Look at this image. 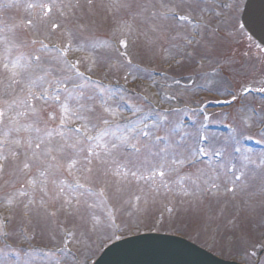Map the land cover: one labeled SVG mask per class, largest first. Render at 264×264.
I'll list each match as a JSON object with an SVG mask.
<instances>
[{
    "label": "rangeland",
    "instance_id": "374dc122",
    "mask_svg": "<svg viewBox=\"0 0 264 264\" xmlns=\"http://www.w3.org/2000/svg\"><path fill=\"white\" fill-rule=\"evenodd\" d=\"M138 2L144 3L145 0H138ZM223 2H226L225 6H222ZM242 2L243 0H207L206 3L195 7V12L190 20L176 22L177 20L173 18L167 21L169 28L167 35L149 45L147 37L139 34L142 30H146L148 25L140 20L134 22L136 32L120 31L121 22L127 21L129 16L123 8H117L113 4V0H93L91 6L87 4V0H24L23 2L21 0H0V28L4 30L0 32V36L27 41L35 38L37 41L43 40L49 45L55 41H61L63 45L68 43L71 45L68 51L70 54L67 55L68 60L70 59L71 62L79 60L78 67L84 72L93 73L97 78L107 80L109 83H112V80H120L128 84H132L133 80L143 82L144 84L135 86L136 95L133 97L121 94L116 90L106 91L98 87L83 85L74 76H72V82L67 83L66 87L74 94L78 95L83 92L85 97H92L91 100L85 99L84 102L93 105L97 114L104 115L109 119V131L115 132L116 135H120L124 129L133 126L139 120L149 125L147 131L150 133L149 138H152L156 136L155 132L160 129L153 126L154 122H160L159 118L166 117L167 124L165 121L161 123L164 129L158 131L161 136L166 134L169 127H172L177 139H183L181 133H188L186 143L194 147L199 142L198 134H203L208 139L214 140L212 145L206 146L210 150L215 147L212 151L214 152L220 148L221 144L215 137L216 132L202 130V125H200L202 119H199V124L194 126H186L183 122L178 121L179 116L185 113H183L185 109L182 106L197 101V95L207 92L204 94V98L209 97L208 99L212 100L215 97H231V101L235 95L236 103L232 107L221 112H212L209 119L214 120L211 124L223 121L232 125L238 136L253 134V126L258 127L264 120V98L246 96L239 100L237 98L239 92L230 93L234 88L243 91L244 87L246 88L252 83L255 84L257 81H261V86L264 85V56L242 39L241 31L233 29L239 22ZM28 3L53 5L52 12L43 20L44 27H39L42 9L39 7L29 9ZM77 3L79 7L74 6ZM201 9L204 11L201 12ZM62 12L63 15H61ZM177 13L186 14L184 6L178 8ZM201 16L208 26L221 27L218 31L219 35L214 32L212 40L207 41L206 45H202L203 52L197 51V49L199 44L205 41L203 40L206 35L204 33L207 32L208 27H204L200 22ZM28 19H32L38 24L39 31L25 27V21ZM53 23L59 25L55 30L51 29ZM192 23H200V27L194 31ZM177 34H179L177 39H171ZM40 35L42 36L40 37ZM149 36H154V34L149 32ZM124 37L127 38V51L131 58L129 64L126 58L119 55V52L116 56L114 53L117 52L113 51V48L123 51L120 49L119 40ZM189 37L198 43L183 47L185 38ZM111 41L115 42L112 47ZM63 45L60 46L63 47ZM38 48L39 43L37 45L28 44L20 51L27 55ZM229 49H231L230 54L226 56ZM0 50H2V46H0ZM12 51L9 54L10 59L17 50L13 49ZM187 53H192L194 57H197L195 59H199V64H196L197 61L193 63L192 57L188 60L187 58L190 56ZM38 54L48 59L51 53L41 50ZM167 63L171 64V69L165 70L167 73L164 74L163 67ZM45 67L50 73L46 79L54 81V79L63 78L64 73L57 70L55 63L51 66L45 65ZM155 71H159L160 74L156 75ZM195 71L214 72L204 78L196 77L194 82L181 77V73L191 72L190 74H194ZM7 75L6 72H0V77ZM172 75L179 79L172 78ZM73 84L80 87L75 88ZM3 87L4 85L0 83V90ZM55 87L53 82L52 88ZM52 88H49L50 93ZM142 96L146 97L148 102L150 100L155 108L145 104ZM173 98H175V103H171ZM122 99L130 100L136 106L135 112L128 115L121 106ZM180 99L181 104L178 102ZM105 101L116 111L115 116L103 113L102 104ZM201 102L199 106L205 104L203 100ZM33 103L42 109L41 116L43 118L36 125L42 131L40 133L22 131L19 134H11L10 138L17 137V135L19 137L45 135V132L50 131L49 128L53 127V130L50 131L53 133L50 139L55 144L60 139L56 135L58 130L67 131L80 123L72 121L67 125H60V113L54 102H49L47 105L43 101H34ZM72 104L74 102L70 103V106ZM173 107L179 109L171 111ZM256 107L259 108L260 118L252 114ZM49 113L52 114L53 119H49ZM33 120L34 117L29 114L26 118H22L21 122L30 124ZM92 123L97 127H106L96 120H93ZM45 139L49 138L45 135ZM105 140H114V137H106ZM144 140L145 138L141 137V141L144 142ZM9 147L18 153V158L14 162L8 155L4 172L0 174V233H3L0 234V247H4L2 249L4 251L0 250V264H87L90 258L98 255L105 239L108 241L116 238V229L104 225V222L108 220L109 207L114 211L115 223L119 226L117 236L120 238L157 230L156 223L153 224V222L161 214H166V208L170 207L172 212L169 215L170 218L168 217V222L171 221L177 225L184 224L183 230H177L178 232L175 234L192 239L202 245L210 243L213 251L224 259H238L236 256L241 255L239 252L241 249L252 250L258 244L260 235L263 236L264 226L261 223V218L262 216L264 218V190H262L264 189V164L261 162L260 167L253 172L244 168L245 175L242 182L236 183L233 193L226 191L233 178H227V174L220 172L219 178L211 181L220 185L219 192L215 195L205 194L197 199L192 196L183 197L180 195L176 191L179 184H172V191L165 192L163 188H160L159 194H156L150 190L149 184L135 180H132V183L126 188L124 185H120L119 187L124 190L118 192L115 176L109 175L98 180V174L94 172L88 180H85L82 174L83 162L81 159L74 165V168L81 171L75 172L74 175L79 176L82 183L87 184L93 190H98L104 186L105 180L108 181L105 191L108 198L106 206L100 205L88 209L86 212L82 210L89 219L91 215H95L101 222L102 226L98 230L89 231V225L85 224L78 215L65 216L60 213L53 218L55 223L52 220H41L38 223L33 216L26 217L24 215L23 203L17 204V200L26 202L28 196L18 197L16 190L20 189L23 184L24 190L30 192L33 199L39 201L43 196V192L40 191V183H37L33 192L28 186L27 180L36 178L40 181L43 178L39 177L35 167H31V170L26 173L14 171V164H18L20 160L24 159L21 153L25 149L6 145L3 154H7ZM223 151L225 152L224 147ZM257 157L261 159L262 155H257ZM59 159L63 167L55 177L57 183L61 180L64 181L65 186L75 183L74 175H70L67 170V163L70 160L63 157H59ZM225 159L227 161V155ZM208 166L202 169L210 179L214 175V167L209 168ZM199 167L200 165H185L180 169V175L194 173ZM53 178L49 176L46 185L49 196L53 194L54 186L51 183ZM166 179L176 181L178 176L173 174ZM183 183L185 187H189L186 180ZM145 193L148 194L147 204H145ZM136 195L141 196L139 201L134 199ZM170 196L174 198L171 199ZM9 198L12 199V204L7 203ZM80 198L84 200L86 197L81 196ZM44 199L47 200L48 197H44ZM87 199L90 202H96L94 197H87ZM133 204L136 205L135 208ZM49 207L52 205L50 204ZM117 208L118 212L115 211ZM2 220H8L6 226L2 225ZM28 220L32 221L31 225L28 224ZM60 220H65L74 229L72 242L67 246L70 250L68 254L61 250L64 234L68 230L60 232L61 223L57 226ZM165 223L159 230H170ZM69 225L68 229H70ZM213 227L216 228L213 230ZM106 230L108 231L107 235ZM25 233L30 239L23 238ZM10 248L11 250H9ZM8 251L14 253L10 254Z\"/></svg>",
    "mask_w": 264,
    "mask_h": 264
},
{
    "label": "snow or ice",
    "instance_id": "6c2138e0",
    "mask_svg": "<svg viewBox=\"0 0 264 264\" xmlns=\"http://www.w3.org/2000/svg\"><path fill=\"white\" fill-rule=\"evenodd\" d=\"M207 0H145L144 3H139L138 0H113V4L117 8H123L129 16L127 21L121 22L122 32H136L134 22L140 20L142 23L148 25L146 30H142L139 34L147 37V43L149 45L154 44L156 40L165 37L169 31L167 21L175 18L180 21L190 20L192 14L195 12V7L201 3H206ZM93 0H87V4L91 6ZM79 7L77 3L74 5ZM184 6V15H177V9ZM29 9L33 7H39L42 9V16L39 21V27H44L43 20L48 17L52 12L53 5L49 3H28ZM204 9H201L203 12ZM64 13L62 12L61 15ZM218 15V13H217ZM200 22L204 27L208 24L203 21V17H200ZM25 27L34 31H39L38 24L32 19L25 21ZM59 27L58 24H51V29L55 30ZM83 27V26H81ZM193 30L200 27V23H192ZM4 30L0 28V32ZM149 32L154 36H149ZM177 36H172L171 39H177ZM39 48L34 52L27 55L20 51L21 48L28 44L37 45ZM198 43L193 39L185 38V44L183 47ZM0 72H6V77H0V83L4 85L0 90V174L4 172L5 165L8 161V155L11 156L15 162L18 158V153L12 148L7 149V154H3L6 145L15 146L16 148L25 149L21 153L24 157L18 164H14V171L26 173L31 170V167H35L39 177L43 180L38 181L36 178H29L27 180L28 186L35 191V187L39 182L41 187L40 191L43 192V196L36 201L33 199L30 192L24 190V185H21L20 189H17L18 197L28 196L26 202L17 200V204L23 203L24 215L33 216L39 223L41 220H52L60 213L65 216L78 215L79 218L89 225V231H96L102 225L98 217L91 215L90 219L82 212H86L88 209L98 207L100 205L107 204V196L105 194L107 180L104 181V186H101L98 190H93L87 184L82 183L79 176H75V172H80L78 168H74L79 160L83 162V178L88 180L90 176L95 172L98 174L97 179L101 177H108L109 175L115 176L116 184L118 185L117 191H123L124 188L119 187L132 183V180L137 182L144 181L150 185V190L156 194H159L160 188H163L165 192L172 191V184H179V188L176 191L183 197L192 196L194 198H201L205 194L215 195L220 190V185L215 182L219 178L220 169H226V172L232 174L230 186L226 188V191L233 193L236 188V183L241 182L245 172L244 168L247 165H242L238 170V174L234 171L235 166H227L223 163L218 164L214 169V175L209 179L204 169L197 168L194 173L187 175H180V169L185 165L194 166L200 161L201 157H208L215 155L221 157L222 153L219 150L212 152L210 148L204 146L192 147L186 143L188 133H181L183 139H177L174 133V129L169 127L165 135H156L152 138L147 131L149 125L142 121H136L133 126L124 129L120 135H116L115 132L109 131L110 121L104 115L97 114L96 109L91 104H86L85 99L91 100V96L85 97L83 92L78 95L70 91L66 85L72 82V76L83 77L78 69L80 63L79 60L75 62L62 60L67 56L71 45L65 43L63 48L60 46H54L49 49V46L44 43L43 40L37 41L33 38L30 41L16 40L15 38L9 39L6 36H0ZM121 57L126 58L127 63H131V58L128 54V42L127 38H121L119 40ZM175 47V45H173ZM13 49H16V54L13 58H9V54ZM41 50L44 52H54L56 55L48 59H45L42 55L38 54ZM192 55V53H188ZM58 71L64 73L62 79H54L50 81L46 79L50 75L45 65H53ZM53 82L56 87L52 88ZM47 85V87H45ZM75 88H79V85L73 84ZM49 88H52V92H49ZM264 92V88L257 89ZM245 92L248 91L246 88ZM236 99L235 96L232 97ZM43 101L45 105L49 102H54L60 113V125H67L72 121H79V125L67 131L60 129L56 132V135L60 138L55 144L52 143V132L46 131L45 135L49 139H45V135L26 136L10 138L11 134H19L23 132H35L40 133L42 129L36 126L43 118L41 116L42 109L38 108L33 102ZM74 102L72 106L70 103ZM227 103V101H225ZM103 113H110L112 116L116 115V111L105 101L102 104ZM34 117V120L30 124H24L21 122L22 118H26L28 115ZM51 113H49V119H53ZM93 120L98 121L106 127H97L92 123ZM162 121H167L166 117H161ZM156 128L163 127L160 122H154ZM106 137H114V140H105ZM141 137L145 138L144 142L141 141ZM199 141H207L208 137L203 134H198ZM110 145V146H109ZM99 149V150H98ZM131 150V151H126ZM238 151V150H237ZM86 153V155H85ZM59 157H63L66 160H70L67 163V170L70 175H74L75 183L65 186L64 181L61 180L57 183L56 175L60 172L61 161ZM248 163H254L250 158L245 157ZM261 164H264V157L261 158ZM95 165V167H94ZM176 174L178 179L176 181H168L166 177ZM54 177L51 183L54 186L53 194L49 196L46 185L48 183V177ZM190 180L191 186L185 187L183 181ZM7 183V181H6ZM264 190V189H262ZM143 191V189H141ZM145 195V204H147V193ZM81 196L86 197L81 200ZM44 197H48L47 200ZM87 197H94L96 202H90ZM136 201L141 199V196L136 195L134 197ZM8 204H12L11 198L7 201ZM52 207H49V205ZM135 208L136 205L133 204ZM116 212L119 209H115ZM171 211V209H169ZM11 219V217H9ZM28 224H32L31 220H28ZM104 225L108 227L118 228L115 223L114 211L111 207L108 208V220L104 222ZM35 227V226H33ZM3 234V233H0ZM33 236L35 233L33 232ZM74 233L67 231L63 240V248L61 249L65 254L70 252L67 247L72 242ZM24 239H30L25 233ZM247 255V253H246Z\"/></svg>",
    "mask_w": 264,
    "mask_h": 264
},
{
    "label": "water",
    "instance_id": "95a60500",
    "mask_svg": "<svg viewBox=\"0 0 264 264\" xmlns=\"http://www.w3.org/2000/svg\"><path fill=\"white\" fill-rule=\"evenodd\" d=\"M247 31L264 46V0H250L243 15ZM96 264H229L182 240L134 238L112 246Z\"/></svg>",
    "mask_w": 264,
    "mask_h": 264
}]
</instances>
